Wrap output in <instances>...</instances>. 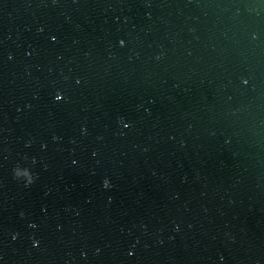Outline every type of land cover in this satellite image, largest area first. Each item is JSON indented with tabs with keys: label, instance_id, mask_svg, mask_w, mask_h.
<instances>
[{
	"label": "water",
	"instance_id": "1",
	"mask_svg": "<svg viewBox=\"0 0 264 264\" xmlns=\"http://www.w3.org/2000/svg\"><path fill=\"white\" fill-rule=\"evenodd\" d=\"M0 264H264V0H0Z\"/></svg>",
	"mask_w": 264,
	"mask_h": 264
}]
</instances>
